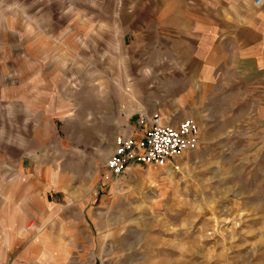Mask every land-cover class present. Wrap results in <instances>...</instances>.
Here are the masks:
<instances>
[{
  "label": "rangeland",
  "instance_id": "obj_1",
  "mask_svg": "<svg viewBox=\"0 0 264 264\" xmlns=\"http://www.w3.org/2000/svg\"><path fill=\"white\" fill-rule=\"evenodd\" d=\"M130 1L0 0V264H264V25L199 147L115 177Z\"/></svg>",
  "mask_w": 264,
  "mask_h": 264
},
{
  "label": "crops",
  "instance_id": "obj_2",
  "mask_svg": "<svg viewBox=\"0 0 264 264\" xmlns=\"http://www.w3.org/2000/svg\"><path fill=\"white\" fill-rule=\"evenodd\" d=\"M228 1H130L120 16L127 30L118 35L120 47L130 54L124 59L128 72L114 87L127 91L110 93L109 104L122 105L126 119L157 112L168 124L194 118L199 125L211 108L208 100L221 99L229 81H236L243 46H255L251 37L262 43L255 33L242 31L241 20L264 25V9L254 0ZM118 122L116 117L112 138L120 133Z\"/></svg>",
  "mask_w": 264,
  "mask_h": 264
},
{
  "label": "built area",
  "instance_id": "obj_3",
  "mask_svg": "<svg viewBox=\"0 0 264 264\" xmlns=\"http://www.w3.org/2000/svg\"><path fill=\"white\" fill-rule=\"evenodd\" d=\"M262 7L264 0H254ZM201 128L193 118H185L177 125L163 122L160 113L140 112L137 126L117 135L116 147L107 161V169L115 177L121 176L133 164L172 165L186 152L200 145Z\"/></svg>",
  "mask_w": 264,
  "mask_h": 264
}]
</instances>
